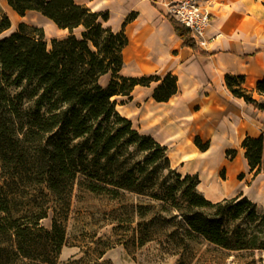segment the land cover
I'll use <instances>...</instances> for the list:
<instances>
[{"label":"trees","instance_id":"1","mask_svg":"<svg viewBox=\"0 0 264 264\" xmlns=\"http://www.w3.org/2000/svg\"><path fill=\"white\" fill-rule=\"evenodd\" d=\"M6 1L19 15L38 12L69 35L53 39L49 49L43 28L20 23L18 31L0 39V264H57L76 186L114 200L127 191L147 195L158 188L159 193L150 194L163 202L162 214L176 213L186 239L202 237L223 249L254 250L259 254L254 264H264V212L257 204L247 197L208 200L197 188L198 176L176 173L168 147L142 134L117 109V97L132 98L137 86L153 82L159 83L153 98L168 102L179 91L178 77L123 75L130 40L124 28L104 25L109 12L93 11L78 0ZM167 18L185 47L210 55L187 27L170 13ZM10 28L6 17L0 34ZM106 75L110 80L104 85ZM225 81L235 97L264 110V100L245 86V75L227 74ZM24 82L32 84L29 95L36 98L29 108L22 93L10 92ZM254 91L264 97V78ZM195 142L203 151L209 147L200 137ZM241 146L255 178L264 171V135L248 136ZM164 170L174 174L173 183L168 185L167 177L161 181ZM210 208L214 212L207 213ZM50 216L48 229L41 221ZM228 216L254 223V235L242 223L229 229ZM144 225L142 236L149 240Z\"/></svg>","mask_w":264,"mask_h":264},{"label":"crops","instance_id":"2","mask_svg":"<svg viewBox=\"0 0 264 264\" xmlns=\"http://www.w3.org/2000/svg\"><path fill=\"white\" fill-rule=\"evenodd\" d=\"M78 1L96 12L105 10L98 6L110 7V0ZM115 1V14L104 25L114 31L124 28L129 37L122 74L164 77L172 73L179 85L168 102L153 98L158 82L137 86L132 98L123 97L128 99L122 105L124 112L118 111L142 134L168 147L172 167L180 174L197 175V188L208 200L249 198L254 188L264 192V171L254 178L241 146L248 136L264 135V110L235 97L225 81L227 74L245 75V86L251 85L250 91L264 100L254 91L257 81L264 78V0L210 1L213 22L208 35L213 41L201 48L210 55L185 47L167 12L154 0ZM60 30L69 35L68 30ZM109 80L106 75L102 83L107 85ZM197 137L202 144L209 143L207 150L197 146ZM229 150H236L235 155L228 154ZM246 173L253 176L251 186L246 184Z\"/></svg>","mask_w":264,"mask_h":264},{"label":"rangeland","instance_id":"3","mask_svg":"<svg viewBox=\"0 0 264 264\" xmlns=\"http://www.w3.org/2000/svg\"><path fill=\"white\" fill-rule=\"evenodd\" d=\"M200 1L212 14L211 0ZM94 2L96 0L92 1L93 4ZM154 3L168 11L161 0H154ZM107 4L109 8L98 7L105 9L102 13L108 11L110 16H114L116 1L110 0ZM6 17L11 21V28L0 34V39L18 31L20 23H26L29 29L43 28L49 49L52 48L53 39L68 35L67 31L60 30L40 13L27 12L21 16L10 9L6 0H0V23ZM129 72V69L125 70V73ZM248 88L251 90L252 86L248 85ZM32 89V84L24 82L21 86L10 87V92L13 96L22 93L24 107L29 108L36 99L29 95ZM116 100L118 110L124 112L122 105L128 99L117 97ZM172 169L179 173L174 167ZM162 172L161 181L167 177V184L173 183L174 174L169 170ZM246 176V184L253 185V176L249 173ZM46 192L49 193L47 190ZM151 192L159 193V189L153 188L147 195L127 191L121 199L114 200L108 195H98L76 186L65 224L66 242L57 258V264H254V259H259V254L254 253V250H227L202 237L186 239L180 230L178 219L173 216L176 213L162 214L163 202L154 198ZM248 197L257 204L259 212H264V192L254 188V194L249 193ZM43 198L39 194V199ZM48 199L51 201L50 205H53V198L49 196ZM206 212L212 213L214 209H207ZM41 223L51 229L52 217ZM140 223H147L143 226V231H149L152 237L149 240H144ZM238 223L251 227L254 235V223L242 219L233 220L231 216L226 218L229 229H234ZM177 230L178 232H173Z\"/></svg>","mask_w":264,"mask_h":264},{"label":"built area","instance_id":"4","mask_svg":"<svg viewBox=\"0 0 264 264\" xmlns=\"http://www.w3.org/2000/svg\"><path fill=\"white\" fill-rule=\"evenodd\" d=\"M167 12L187 27L201 48L207 47L213 38L208 35L212 14L200 0H162Z\"/></svg>","mask_w":264,"mask_h":264}]
</instances>
